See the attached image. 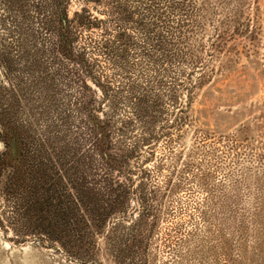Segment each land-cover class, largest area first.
Instances as JSON below:
<instances>
[{
  "label": "trees",
  "instance_id": "16d2710c",
  "mask_svg": "<svg viewBox=\"0 0 264 264\" xmlns=\"http://www.w3.org/2000/svg\"><path fill=\"white\" fill-rule=\"evenodd\" d=\"M82 1L72 12L74 0H0V231L76 264H93L101 240L117 258L138 260L160 215L153 192L135 185L140 146L129 135L147 126L154 139L149 130L170 114L171 128L183 127L215 70L187 83L162 0H149L156 11L139 22L127 0ZM258 13L242 32L252 39ZM152 69L149 79L139 74Z\"/></svg>",
  "mask_w": 264,
  "mask_h": 264
},
{
  "label": "rangeland",
  "instance_id": "374dc122",
  "mask_svg": "<svg viewBox=\"0 0 264 264\" xmlns=\"http://www.w3.org/2000/svg\"><path fill=\"white\" fill-rule=\"evenodd\" d=\"M162 2L169 6L164 24L171 26V53L186 54L187 83L215 73L195 91L183 127L171 128L170 114L149 130L154 139L147 126L129 135L140 146L133 179L153 192L158 224L138 260L117 258L101 240L93 264H264V0ZM83 3L74 0L71 11ZM151 3L125 1L138 22L156 11ZM89 6L98 14L99 6ZM254 13L261 20L249 23L259 31L252 39L242 32ZM218 33L227 42L218 41L215 50ZM153 70L139 74L149 79ZM179 90L184 104L187 91ZM0 264L76 263L34 241L14 244L0 231Z\"/></svg>",
  "mask_w": 264,
  "mask_h": 264
}]
</instances>
